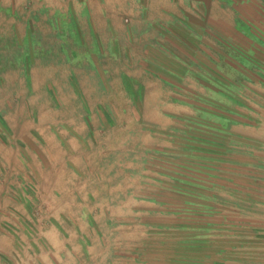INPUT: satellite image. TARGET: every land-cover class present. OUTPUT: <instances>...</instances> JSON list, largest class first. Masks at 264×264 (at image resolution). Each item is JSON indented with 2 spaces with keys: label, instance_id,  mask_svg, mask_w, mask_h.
<instances>
[{
  "label": "rangeland",
  "instance_id": "1",
  "mask_svg": "<svg viewBox=\"0 0 264 264\" xmlns=\"http://www.w3.org/2000/svg\"><path fill=\"white\" fill-rule=\"evenodd\" d=\"M237 1L0 0V264H264V0Z\"/></svg>",
  "mask_w": 264,
  "mask_h": 264
},
{
  "label": "trees",
  "instance_id": "2",
  "mask_svg": "<svg viewBox=\"0 0 264 264\" xmlns=\"http://www.w3.org/2000/svg\"><path fill=\"white\" fill-rule=\"evenodd\" d=\"M230 2H231V0H230ZM244 3H246V2H244ZM244 3H243V4H244ZM232 4H233V7H234L235 9L238 8L239 5H241V4L239 3V1H237V0H233V3H232Z\"/></svg>",
  "mask_w": 264,
  "mask_h": 264
},
{
  "label": "crops",
  "instance_id": "3",
  "mask_svg": "<svg viewBox=\"0 0 264 264\" xmlns=\"http://www.w3.org/2000/svg\"><path fill=\"white\" fill-rule=\"evenodd\" d=\"M146 73H147L148 75H150V74L147 72V69H146L145 74H146ZM168 84H169V86H170V83H169V82H168ZM128 94H129V92H128ZM151 138H152L153 140L155 139V143L157 144V141L159 140V138H156V137H154V136L151 137ZM152 143H153V142H152ZM152 143H151V144H152ZM152 147H154V146H152ZM155 147H157V146H155Z\"/></svg>",
  "mask_w": 264,
  "mask_h": 264
}]
</instances>
